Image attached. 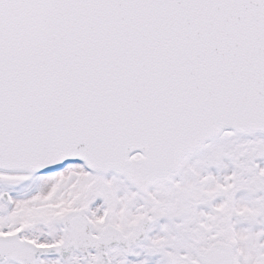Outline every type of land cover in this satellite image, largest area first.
I'll return each mask as SVG.
<instances>
[{
  "label": "snow or ice",
  "instance_id": "snow-or-ice-1",
  "mask_svg": "<svg viewBox=\"0 0 264 264\" xmlns=\"http://www.w3.org/2000/svg\"><path fill=\"white\" fill-rule=\"evenodd\" d=\"M0 264H264V0H0Z\"/></svg>",
  "mask_w": 264,
  "mask_h": 264
}]
</instances>
